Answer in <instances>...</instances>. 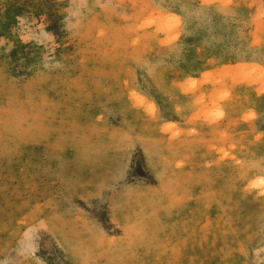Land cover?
<instances>
[{
    "label": "rangeland",
    "instance_id": "374dc122",
    "mask_svg": "<svg viewBox=\"0 0 264 264\" xmlns=\"http://www.w3.org/2000/svg\"><path fill=\"white\" fill-rule=\"evenodd\" d=\"M0 264H264V0H0Z\"/></svg>",
    "mask_w": 264,
    "mask_h": 264
},
{
    "label": "trees",
    "instance_id": "16d2710c",
    "mask_svg": "<svg viewBox=\"0 0 264 264\" xmlns=\"http://www.w3.org/2000/svg\"><path fill=\"white\" fill-rule=\"evenodd\" d=\"M44 13H46V12H44ZM46 15L48 16V21H49L48 29L54 35H60L61 30H60V25H59V20H60L59 15L53 11L47 12Z\"/></svg>",
    "mask_w": 264,
    "mask_h": 264
}]
</instances>
